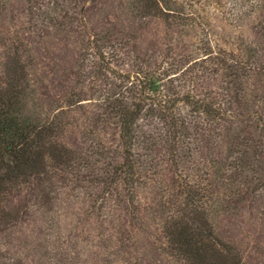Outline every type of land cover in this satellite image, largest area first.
Masks as SVG:
<instances>
[{"label":"rangeland","instance_id":"374dc122","mask_svg":"<svg viewBox=\"0 0 264 264\" xmlns=\"http://www.w3.org/2000/svg\"><path fill=\"white\" fill-rule=\"evenodd\" d=\"M14 60V110L71 153L0 192V264H196L170 237L196 212L264 264V0H0V87Z\"/></svg>","mask_w":264,"mask_h":264},{"label":"trees","instance_id":"16d2710c","mask_svg":"<svg viewBox=\"0 0 264 264\" xmlns=\"http://www.w3.org/2000/svg\"><path fill=\"white\" fill-rule=\"evenodd\" d=\"M164 8L166 12L173 11L166 5ZM22 72L18 61H12L8 71L9 75L5 76L6 80L2 81L0 87V192L10 189L16 183H27L30 179H39L40 175L49 176L51 170L67 166L71 153L62 144L53 140L51 127L36 129L34 125L23 119L18 111L14 110L16 103L12 100L17 97L13 92V87ZM139 73L140 77L128 79L125 86L131 98L137 94V87H139L137 90L139 92L145 88L157 91L154 77L158 75L153 76L156 74L153 73L147 77L145 72L140 71ZM188 73L187 68H182L179 75ZM111 98L108 102L110 118L117 121L121 131L127 137L131 123L140 119L138 112L141 111V107H129L125 101L122 102L113 96ZM5 156L8 157L7 160ZM172 233L170 237H172L171 241L175 249L186 254L196 264H240L232 254L233 252L227 250L229 248L227 245H223L226 254L216 249V244H221V242L214 236L203 213L196 212L189 226L178 227ZM200 236L205 242L199 245L197 238Z\"/></svg>","mask_w":264,"mask_h":264}]
</instances>
